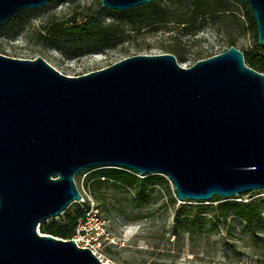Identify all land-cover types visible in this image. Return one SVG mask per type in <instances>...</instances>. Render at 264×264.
<instances>
[{
    "label": "water",
    "instance_id": "1",
    "mask_svg": "<svg viewBox=\"0 0 264 264\" xmlns=\"http://www.w3.org/2000/svg\"><path fill=\"white\" fill-rule=\"evenodd\" d=\"M51 1L0 0V25ZM244 1L264 46V0ZM101 165L164 174L180 200L264 189V73L234 45L188 67L136 54L78 76L0 53V264H106L38 231L82 199L74 176Z\"/></svg>",
    "mask_w": 264,
    "mask_h": 264
},
{
    "label": "rangeland",
    "instance_id": "2",
    "mask_svg": "<svg viewBox=\"0 0 264 264\" xmlns=\"http://www.w3.org/2000/svg\"><path fill=\"white\" fill-rule=\"evenodd\" d=\"M171 5L175 15L184 11L178 3ZM100 7L101 0H52L42 7L26 8L14 20L17 30L9 32L0 25V53L24 59L41 56L60 72L78 76L128 56L172 51L188 67L226 50L232 41L240 50L250 49L257 33L248 16L249 5L244 0H225L219 9H228L226 12L220 10L209 15L205 23L197 22L188 28L175 21L155 20L142 11L106 12L104 18L113 22L120 38L113 48L99 49L92 44L80 48L66 41L52 43L49 32L54 23L71 25L73 18L81 23ZM113 168L140 177H160L164 182L148 186L140 194L139 186L102 176ZM97 177L105 180H96ZM74 180L82 199L72 202L62 215L46 221L64 220L67 211L74 213L78 209H84L85 214L97 212L111 238L102 249L106 264H264V189L229 197L215 195L208 201L180 200L172 181L164 174L140 175L132 169L106 165L83 169ZM168 189L176 198L175 203ZM225 201H254L260 205L262 219L247 224L231 214L228 223H221L215 218L214 207ZM188 206L193 209L191 215L203 224L201 235L191 236L185 230L182 220L190 216ZM92 227L98 226L92 223Z\"/></svg>",
    "mask_w": 264,
    "mask_h": 264
},
{
    "label": "trees",
    "instance_id": "3",
    "mask_svg": "<svg viewBox=\"0 0 264 264\" xmlns=\"http://www.w3.org/2000/svg\"><path fill=\"white\" fill-rule=\"evenodd\" d=\"M169 3L160 1V0H151L149 3L130 9L129 11H116L108 9L106 7H100L97 12H92L86 16V19L81 23H78L76 18L70 19L72 21L71 25H67L64 22L54 23L51 26L49 34L52 36L51 41L53 44H58L60 41H66L69 44H76L82 48L84 45L88 47L92 44L94 47L99 49H107L116 47L120 38L118 32L114 28L113 22H107L104 18L106 12L113 13H127V12H136L142 11V13L158 21H175L178 24H183L187 26H195L197 22L205 23L209 15H214L218 11H227L228 9H219L220 6L225 5V0H216L214 4L211 3V0H169ZM172 2L178 3L181 5V9H184L182 13H176L171 10ZM250 20L253 21L254 26L257 29L256 22L253 16L252 11L248 12ZM17 18V14L7 19L2 23L1 27L6 29L9 32L17 30V27H14V20ZM175 18V20H172ZM19 28V27H18ZM20 30V29H18ZM234 45L232 41L230 46ZM244 53V59L247 65L253 67L254 69L264 73V46H261L258 41V33L255 35V39L250 49H242ZM178 59L175 51H172ZM100 176V175H99ZM105 178H113L115 180L121 181L128 186H139L141 188L140 194H142L148 186L155 184H162L164 180L160 177H140L137 174L124 173L120 169L113 168L110 169V172L102 174ZM96 180H105L97 177ZM170 194V199L172 202H176V198ZM188 214L185 219L182 220L186 226V231L191 235H201L203 232V224L197 222L195 216H192L193 209L191 206H188ZM215 211L216 220L221 223H228L229 217L231 214H234L239 219L244 220L247 224H254L256 221L262 219L260 205L254 201H233V202H220L216 205ZM234 211V213H231ZM85 216L84 209H78L74 213L66 212L64 220L58 221L53 219L51 221H44L40 225V229L43 233H50L58 237L65 239L72 238L77 225ZM195 223H197L195 225Z\"/></svg>",
    "mask_w": 264,
    "mask_h": 264
},
{
    "label": "built area",
    "instance_id": "4",
    "mask_svg": "<svg viewBox=\"0 0 264 264\" xmlns=\"http://www.w3.org/2000/svg\"><path fill=\"white\" fill-rule=\"evenodd\" d=\"M92 223L97 224L98 227L94 229ZM72 239H74L79 246L90 248L103 261V245L107 241H111L104 227V222L99 218L98 213L93 210L86 213L79 221Z\"/></svg>",
    "mask_w": 264,
    "mask_h": 264
}]
</instances>
